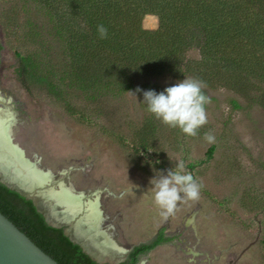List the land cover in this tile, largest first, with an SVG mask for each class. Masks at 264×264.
Segmentation results:
<instances>
[{"label": "rangeland", "instance_id": "rangeland-1", "mask_svg": "<svg viewBox=\"0 0 264 264\" xmlns=\"http://www.w3.org/2000/svg\"><path fill=\"white\" fill-rule=\"evenodd\" d=\"M26 19L20 3L0 0V108L15 113L14 141L26 157L52 175L45 188L61 182L97 199L99 230L119 250H108L97 236L79 235L52 201L31 190L28 196L47 222L64 227L99 263L122 262L133 246L165 228L171 240L141 264H264V108L250 99L240 100L242 110H233L229 100L235 94L214 89L210 95L216 100L205 105L208 122L195 137L157 120L143 103V92L106 105L72 92L77 113L71 116L49 97L30 95L15 74V52L33 49L24 38ZM154 82L162 90H152L159 93L178 81ZM142 84L136 81L148 91ZM208 132L214 143L204 139ZM178 161L202 184L200 198L179 201L165 219L154 204L151 180L174 170Z\"/></svg>", "mask_w": 264, "mask_h": 264}, {"label": "trees", "instance_id": "trees-1", "mask_svg": "<svg viewBox=\"0 0 264 264\" xmlns=\"http://www.w3.org/2000/svg\"><path fill=\"white\" fill-rule=\"evenodd\" d=\"M15 1L27 16L25 42L33 46L15 52V74L30 95L49 97L71 116L73 93L106 105L136 91L137 80L146 90H162L154 80L163 77L201 80L211 101L214 89L233 92V110L250 99L264 108V0ZM100 24L107 39L98 37ZM2 50L0 43V65ZM0 212L58 264H111L90 257L32 199L1 181ZM170 240L161 228L116 264H139Z\"/></svg>", "mask_w": 264, "mask_h": 264}, {"label": "clouds", "instance_id": "clouds-1", "mask_svg": "<svg viewBox=\"0 0 264 264\" xmlns=\"http://www.w3.org/2000/svg\"><path fill=\"white\" fill-rule=\"evenodd\" d=\"M97 33L100 39L108 38V29L103 24L97 25ZM206 87L205 82L186 77L159 93L140 88L136 92H143V103L157 120L170 128H178L186 136L195 137L208 122L205 105L211 100L202 91ZM204 139L208 143L215 142L210 132L205 133ZM151 184L154 185V204L165 219L174 213L179 201L198 200L202 188V184L185 172L183 161H178L174 170H167L166 175L161 173L159 178H153Z\"/></svg>", "mask_w": 264, "mask_h": 264}, {"label": "bare ground", "instance_id": "bare-ground-1", "mask_svg": "<svg viewBox=\"0 0 264 264\" xmlns=\"http://www.w3.org/2000/svg\"><path fill=\"white\" fill-rule=\"evenodd\" d=\"M15 125L16 121L9 110L0 108V170L3 171L2 174L8 183L16 185L28 195L33 187L48 185L47 183L52 182V175L39 170L37 163L35 167L28 168L12 161L11 156L17 152V148L11 144L10 129ZM40 194L47 201H52L54 207L60 209L59 214L64 215L67 221L73 223L79 235L97 236L100 243L94 240L96 243L104 245L108 250H119L110 237L99 230L102 213L97 199L87 198L83 193L76 192L72 186L62 184L47 188Z\"/></svg>", "mask_w": 264, "mask_h": 264}, {"label": "water", "instance_id": "water-1", "mask_svg": "<svg viewBox=\"0 0 264 264\" xmlns=\"http://www.w3.org/2000/svg\"><path fill=\"white\" fill-rule=\"evenodd\" d=\"M13 113V111L11 110ZM16 118L15 113H13ZM14 118V119H15ZM14 127L11 131V144L16 146L17 152L12 155V161L16 162L20 166L31 167L36 165L35 162H32L29 158L26 157L24 150L18 146V144L14 141ZM29 165V166H28ZM38 166V165H37ZM39 170H42L44 173L48 172L40 167ZM3 171L0 170V175L3 179L0 178V181L7 185L11 189H15L22 195L32 199L30 196L26 194V192L18 189L16 185L10 184L5 180ZM50 183V182H49ZM47 183V184H49ZM62 184L61 182L56 183L55 185L51 184L50 187H56L57 185ZM45 185L33 187L32 190L37 189L39 192L47 189ZM49 187V188H50ZM67 235V234H66ZM71 239V238H70ZM74 241L73 239H71ZM75 242V241H74ZM82 246L84 251L92 257L89 252L83 247V245L79 242H76ZM93 258V257H92ZM94 259V258H93ZM0 264H58L53 258L43 252L33 241L30 240L24 233H22L6 216H4L0 212ZM140 264V263H139Z\"/></svg>", "mask_w": 264, "mask_h": 264}]
</instances>
